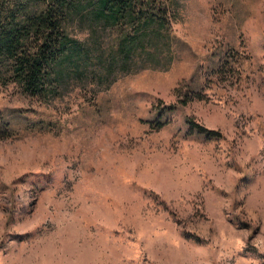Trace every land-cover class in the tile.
I'll list each match as a JSON object with an SVG mask.
<instances>
[{
    "label": "rangeland",
    "instance_id": "374dc122",
    "mask_svg": "<svg viewBox=\"0 0 264 264\" xmlns=\"http://www.w3.org/2000/svg\"><path fill=\"white\" fill-rule=\"evenodd\" d=\"M162 1L156 32L75 0L53 94L0 80V264H264V0Z\"/></svg>",
    "mask_w": 264,
    "mask_h": 264
},
{
    "label": "trees",
    "instance_id": "16d2710c",
    "mask_svg": "<svg viewBox=\"0 0 264 264\" xmlns=\"http://www.w3.org/2000/svg\"><path fill=\"white\" fill-rule=\"evenodd\" d=\"M74 2L47 0L46 7L38 13L20 12V20H17L15 12H8L5 18L0 17L2 82H15L31 96L53 94L54 65L67 55L73 45V40L63 30L62 22L68 10L74 7ZM92 13L112 26L153 27L156 32L170 28V14L162 0H95ZM133 37L130 39H135ZM188 123L199 134L207 137L217 135L214 130L195 122Z\"/></svg>",
    "mask_w": 264,
    "mask_h": 264
}]
</instances>
